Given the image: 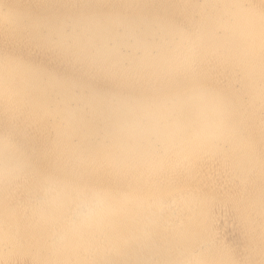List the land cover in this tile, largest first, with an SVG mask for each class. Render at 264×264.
I'll return each instance as SVG.
<instances>
[{
    "label": "bare ground",
    "instance_id": "6f19581e",
    "mask_svg": "<svg viewBox=\"0 0 264 264\" xmlns=\"http://www.w3.org/2000/svg\"><path fill=\"white\" fill-rule=\"evenodd\" d=\"M0 264H264V0H0Z\"/></svg>",
    "mask_w": 264,
    "mask_h": 264
}]
</instances>
